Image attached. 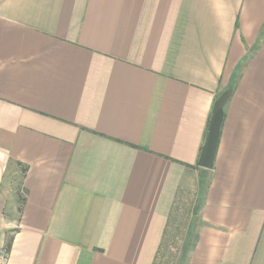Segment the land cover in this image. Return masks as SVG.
Segmentation results:
<instances>
[{"label":"crops","instance_id":"crops-1","mask_svg":"<svg viewBox=\"0 0 264 264\" xmlns=\"http://www.w3.org/2000/svg\"><path fill=\"white\" fill-rule=\"evenodd\" d=\"M202 170L184 264H264V0H0V264H152Z\"/></svg>","mask_w":264,"mask_h":264},{"label":"rangeland","instance_id":"rangeland-1","mask_svg":"<svg viewBox=\"0 0 264 264\" xmlns=\"http://www.w3.org/2000/svg\"><path fill=\"white\" fill-rule=\"evenodd\" d=\"M202 176L201 181H199L198 187L197 184L195 186V189L193 188L190 191H183L180 192L176 202L174 203V206L172 207V210L170 212V218H171V224L169 226V234L167 236V243L166 247L163 250V258L160 261H156V264H161L164 262V264L167 262L169 263L170 259L172 260V257H176V250L180 248L181 242L183 240V237L185 236L186 230H187V223L188 221L192 220V209L194 206H200V201L203 195L204 187L206 184V179L204 175H206V171H201ZM10 186L13 187V190L18 195V201L21 200L20 194L18 192H21V180H22V170L19 168L18 173L11 174L9 177ZM18 209L21 207V202H17ZM19 216V212L17 211L16 217ZM196 219L194 220V222ZM11 234L8 232L5 236L4 245L0 248V260H2V257H6V247L7 243L9 242ZM173 254V256H169V253ZM178 253V252H177ZM179 258V255L176 257V259ZM174 260V259H173Z\"/></svg>","mask_w":264,"mask_h":264},{"label":"water","instance_id":"water-1","mask_svg":"<svg viewBox=\"0 0 264 264\" xmlns=\"http://www.w3.org/2000/svg\"><path fill=\"white\" fill-rule=\"evenodd\" d=\"M232 92L233 86L229 84L213 103L205 140L197 161V166L202 169L211 170L213 168L224 116V106L232 96Z\"/></svg>","mask_w":264,"mask_h":264},{"label":"trees","instance_id":"trees-1","mask_svg":"<svg viewBox=\"0 0 264 264\" xmlns=\"http://www.w3.org/2000/svg\"><path fill=\"white\" fill-rule=\"evenodd\" d=\"M237 74V73H236ZM236 74H234V78L236 77ZM233 86V84H232ZM25 169L22 170V173H25ZM202 171H205V170H202ZM198 210H199V206H198V209H197V206H194L193 209H192V220L188 221L187 223V230H186V233H185V236L183 237V240L181 242V245H180V248H178L176 250V257L179 255V258L176 259L173 258V254L169 253V256L172 257V260L170 259L169 263H165V264H184L185 262V258H186V255H187V252L189 250V248L193 247L195 245V242H196V239H197V236L194 232V227H193V223H194V220L197 218V213H198ZM171 224V218L170 216L168 217V221H167V224H166V229L164 230V234H163V237H162V241L160 243V246L158 248V251L156 253V256L152 262V264H156V261H160L162 258H163V250L164 248L166 247V243H167V236L169 234V226ZM9 249V244L7 245L6 247V251ZM178 252V253H177ZM174 259V260H173ZM161 264H164V262H162Z\"/></svg>","mask_w":264,"mask_h":264}]
</instances>
